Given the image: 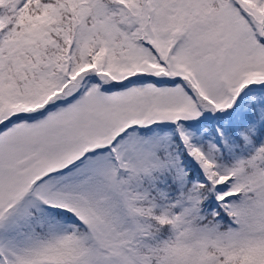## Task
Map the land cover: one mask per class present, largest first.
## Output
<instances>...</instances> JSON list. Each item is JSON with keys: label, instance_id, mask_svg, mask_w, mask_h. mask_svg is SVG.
<instances>
[{"label": "snow or ice", "instance_id": "6c2138e0", "mask_svg": "<svg viewBox=\"0 0 264 264\" xmlns=\"http://www.w3.org/2000/svg\"><path fill=\"white\" fill-rule=\"evenodd\" d=\"M0 264H264V0H0Z\"/></svg>", "mask_w": 264, "mask_h": 264}]
</instances>
